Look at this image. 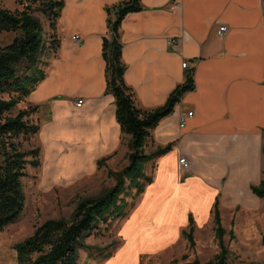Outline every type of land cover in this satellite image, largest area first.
Here are the masks:
<instances>
[{"label": "crops", "instance_id": "crops-1", "mask_svg": "<svg viewBox=\"0 0 264 264\" xmlns=\"http://www.w3.org/2000/svg\"><path fill=\"white\" fill-rule=\"evenodd\" d=\"M62 1L53 28L42 13L38 19L43 36L57 40L56 52L41 59L44 77L13 109L38 105L29 120L39 130L27 146L39 148L40 164L27 175L39 187H68L103 172L105 164L128 162L130 136L120 131L114 97L105 92L102 56L106 7L122 0ZM140 3L119 28L123 77L137 105L163 104L188 71L194 88L144 145L147 154L168 149L144 164L153 163L150 182L121 229L126 240L114 264L134 262L139 250L163 244L186 223L201 228L212 220L215 233V209L223 235L232 237L258 234L264 219V197L251 190L264 180V0ZM220 26H226L222 35ZM75 34L80 40L73 45ZM79 98L83 104L76 107ZM180 157L189 161L188 171L180 170Z\"/></svg>", "mask_w": 264, "mask_h": 264}, {"label": "trees", "instance_id": "trees-1", "mask_svg": "<svg viewBox=\"0 0 264 264\" xmlns=\"http://www.w3.org/2000/svg\"><path fill=\"white\" fill-rule=\"evenodd\" d=\"M18 4L22 6L21 9L10 10L0 0V31L15 33L11 42L0 44V230L22 213L25 200L22 178L26 176L28 166L38 167L40 164L39 148L22 146L23 140L30 139L39 130V125L29 120L38 105H28L14 114L12 111L44 77L41 59L54 54L58 45L53 36L49 40L43 36L42 25L32 16V12H41L50 28H53L63 7L62 0H19ZM141 9L140 0H122L107 6L108 33L102 42L105 92L114 97L115 118L120 131L130 136L128 162L118 171H108L115 183L100 196L80 198L70 218L47 219L35 228L33 234L16 243L13 248L18 264H79V250L90 253L94 248L85 244L86 234L100 223L106 224L110 217L118 218L125 214V197L132 189L136 194L140 193L150 182V176L143 170L144 164L168 149L166 146L147 154L144 145L158 122L173 112L185 92L194 88V82L192 72L188 71L184 80L168 93L163 104L152 109L137 105L134 92L123 77L125 64L121 57L119 28L127 13ZM262 136L264 155V131ZM103 163L104 159H101L97 165ZM251 190L257 196L264 197V180L251 185ZM214 223L216 235L220 238L224 230L217 209ZM225 253V249L221 248V253L208 264H226Z\"/></svg>", "mask_w": 264, "mask_h": 264}, {"label": "rangeland", "instance_id": "rangeland-1", "mask_svg": "<svg viewBox=\"0 0 264 264\" xmlns=\"http://www.w3.org/2000/svg\"><path fill=\"white\" fill-rule=\"evenodd\" d=\"M18 1L2 0V4L10 10L21 9ZM32 16L36 19L44 18L39 11H33ZM14 35V32L0 31V44H8ZM27 140L22 141L24 148H29L27 145L30 140ZM1 160L0 156V163ZM124 162L110 166L105 164L103 172L98 170L68 187L37 186L34 177L27 175L30 168L28 166L26 176L22 179L24 209L14 222L0 230V264H18L13 246L33 234L39 224L50 218H70L80 198L98 197L112 187L115 179L108 171H118L126 165ZM143 170L151 175L153 163L144 165ZM140 197L141 193L136 194L135 189H132L125 197V214L122 217H110L106 224L100 223L86 234L85 244L94 248L90 253L84 249L79 250V264H114L112 257L126 240L121 229L130 220V213ZM211 222L210 226L201 228H197L194 223L192 229L186 223L180 227L177 235L163 244L152 249L139 250L136 260L129 264H183L193 261L208 264L221 253V248L226 251V264H264V219L259 221L258 234L230 237L228 231L220 238L210 228ZM212 227L216 228V225Z\"/></svg>", "mask_w": 264, "mask_h": 264}, {"label": "built area", "instance_id": "built-area-1", "mask_svg": "<svg viewBox=\"0 0 264 264\" xmlns=\"http://www.w3.org/2000/svg\"><path fill=\"white\" fill-rule=\"evenodd\" d=\"M176 6L177 5H175V7ZM225 30H226V26H220L219 29H218V35H222ZM70 39H71V43L73 45H76L79 42L80 37H79V35L75 34V35H72ZM181 66L183 68L188 67L189 66L188 61H183L181 63ZM74 104H75L76 107H80L83 104V99H81V98L76 99ZM191 115H192V112H190V111L187 112V114H186V116H191ZM184 123H185V117L184 116H180V118H179V126L180 127L183 126ZM179 166H180V170L181 171H188L189 168H190V163L185 157H180L179 158Z\"/></svg>", "mask_w": 264, "mask_h": 264}]
</instances>
